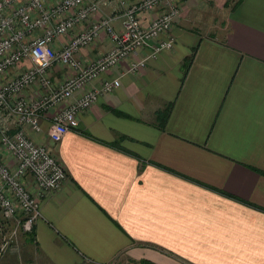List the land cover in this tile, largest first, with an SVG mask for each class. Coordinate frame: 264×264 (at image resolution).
<instances>
[{
  "label": "crops",
  "instance_id": "1",
  "mask_svg": "<svg viewBox=\"0 0 264 264\" xmlns=\"http://www.w3.org/2000/svg\"><path fill=\"white\" fill-rule=\"evenodd\" d=\"M98 1L93 20L117 10ZM177 2L168 33L96 81L119 83L52 147L66 179L0 264H264V0ZM109 46L101 34L81 55Z\"/></svg>",
  "mask_w": 264,
  "mask_h": 264
},
{
  "label": "built area",
  "instance_id": "2",
  "mask_svg": "<svg viewBox=\"0 0 264 264\" xmlns=\"http://www.w3.org/2000/svg\"><path fill=\"white\" fill-rule=\"evenodd\" d=\"M108 2L117 12L93 20L98 0H0V220L12 223L7 231L0 224V257L15 246L19 232H32L41 198L66 179L52 147L77 128L79 113L119 83L117 78L105 79L97 87L96 81L168 33L179 13L177 0ZM157 10L144 21L143 15ZM117 20L119 31L113 25ZM101 34L109 48L84 59L81 50ZM61 36L68 38L55 48ZM173 40L167 36L156 42L127 71L136 73L149 58L171 49ZM55 66L65 70L58 82L50 77ZM50 113L45 134L49 144L37 143L29 135L42 134L40 122Z\"/></svg>",
  "mask_w": 264,
  "mask_h": 264
},
{
  "label": "rangeland",
  "instance_id": "3",
  "mask_svg": "<svg viewBox=\"0 0 264 264\" xmlns=\"http://www.w3.org/2000/svg\"><path fill=\"white\" fill-rule=\"evenodd\" d=\"M53 71H54V72H58V73H60L61 76H62V75H65V70H64V68H62V67H56V66H55V67L52 68V70L50 71V73L53 72ZM61 76H60V77H61ZM39 91H40V90H39ZM37 92H38V91H37ZM1 237H2V236H1Z\"/></svg>",
  "mask_w": 264,
  "mask_h": 264
},
{
  "label": "trees",
  "instance_id": "4",
  "mask_svg": "<svg viewBox=\"0 0 264 264\" xmlns=\"http://www.w3.org/2000/svg\"><path fill=\"white\" fill-rule=\"evenodd\" d=\"M2 222H1V220H0V224H1ZM142 264H149V263H146V262H144V263H142Z\"/></svg>",
  "mask_w": 264,
  "mask_h": 264
},
{
  "label": "water",
  "instance_id": "5",
  "mask_svg": "<svg viewBox=\"0 0 264 264\" xmlns=\"http://www.w3.org/2000/svg\"><path fill=\"white\" fill-rule=\"evenodd\" d=\"M130 264V263H129Z\"/></svg>",
  "mask_w": 264,
  "mask_h": 264
}]
</instances>
